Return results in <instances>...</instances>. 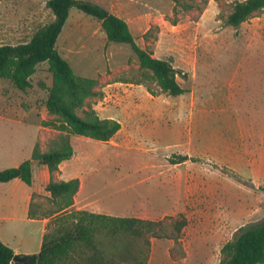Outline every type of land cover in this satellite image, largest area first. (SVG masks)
<instances>
[{
    "label": "rangeland",
    "instance_id": "obj_1",
    "mask_svg": "<svg viewBox=\"0 0 264 264\" xmlns=\"http://www.w3.org/2000/svg\"><path fill=\"white\" fill-rule=\"evenodd\" d=\"M47 1L0 0V44L29 40L51 21ZM86 1L110 11L133 3L144 15L131 29L137 43L171 59L186 91L161 89L130 44L109 41L97 17L73 7L57 48L77 74L97 79L87 102L121 129L109 141L72 134L74 153L61 163L60 178L81 180L77 199L90 210L161 220L148 264H219L239 229L264 220V11L234 27L223 15L238 0L177 12L172 0ZM148 6L160 11L147 16ZM52 84L48 61L37 65L26 91L0 77V169L28 157L37 136L46 149L59 133L43 122L54 116L45 105ZM46 193L40 200L48 206ZM7 194L0 192V202ZM15 202L20 213L23 198ZM0 221L6 232L35 231L20 220ZM31 237V244L39 238Z\"/></svg>",
    "mask_w": 264,
    "mask_h": 264
},
{
    "label": "trees",
    "instance_id": "obj_2",
    "mask_svg": "<svg viewBox=\"0 0 264 264\" xmlns=\"http://www.w3.org/2000/svg\"><path fill=\"white\" fill-rule=\"evenodd\" d=\"M174 11L201 9L209 0H172ZM47 6L54 18L40 26L29 40L16 44H0V77L8 78L15 87L26 91L32 87V75L37 65L48 61L53 73V84L48 87L45 105L51 119L44 120L59 133L50 138L47 148L42 149L37 140L31 158L17 166L0 169V182L21 178L33 183V161L46 165L51 180L46 189L48 206L34 192L28 215L33 219L48 218L41 250L37 253H16L0 239V264H148L152 250V238L163 228L161 220L140 217L117 216L77 209L75 197L81 180L56 178L63 161L72 157L74 148L72 134L109 141L121 129V122L111 117H101L89 106L87 99L97 94L96 78L77 74L70 62L57 48V40L69 18L70 11L77 7L97 17L109 41L128 43L136 53L140 67L147 78H152L164 91L180 95L186 90L177 79L182 70L176 68L171 59L153 55L141 47L128 22L86 0H48ZM264 11V0H238L230 12L223 15L226 24L240 26L253 15ZM150 30V29H149ZM148 30V31H149ZM148 31L145 35L148 34ZM82 112V115L79 112ZM182 162L187 156H182ZM264 190V185L260 186ZM185 221L177 222L181 229ZM20 259L15 260V257ZM264 263V220L242 227L234 238L222 248L219 264Z\"/></svg>",
    "mask_w": 264,
    "mask_h": 264
},
{
    "label": "crops",
    "instance_id": "obj_3",
    "mask_svg": "<svg viewBox=\"0 0 264 264\" xmlns=\"http://www.w3.org/2000/svg\"><path fill=\"white\" fill-rule=\"evenodd\" d=\"M148 7H149L148 8L149 12L145 13L147 16H151L155 11H160L159 9H156L154 7H150V6ZM111 12L124 18L128 22L131 29L132 27H134L133 25H135V22L138 23L136 24L138 27V25L141 24L142 18L144 17L143 14H138L137 10H135L133 3H119V2L115 3L113 8H111ZM147 22L148 24L146 25V28L143 29L142 33H146L151 26L149 19L147 20ZM38 139L39 138L37 136L35 143L37 142ZM34 145L32 146L30 155L28 157L25 156L23 160H18L17 158L15 160L16 164L14 166L19 165L25 159L31 158ZM32 167H33L32 185L25 183L21 178H18V177L12 180L6 181V182H0V192L2 191L4 193H8L6 196L7 198H9L7 202H4V201L0 202V220H3V221L20 220V221H23L24 223L26 222L27 224H31V226L35 230L33 231L31 229L28 233H24V232L13 233V232H6V230L3 229V226H0V239L6 244H8L9 246H11L15 250V252L18 254L37 253L41 250L43 235H44V232L46 231V227L49 221L48 218L33 219V218H30L28 215L32 194L34 192H38L41 194H44V192H47L46 187L51 180V173L46 165L40 164L38 161L34 160L32 163ZM61 168H62V164L60 165V171L58 173L59 178H60ZM9 192L11 193L10 194L11 196L9 195ZM19 196L23 198V202H24V205L21 208L20 213L18 212V206L15 205L16 204L15 201L18 199ZM6 205H7V208L9 209L8 214H1V209L2 210L5 209ZM75 205L77 209L90 210L89 208H87L86 204H80V202L77 199V195L75 197ZM90 211H94V210H90ZM34 233H36L39 238L38 240L33 241V243L31 244L32 242L31 236Z\"/></svg>",
    "mask_w": 264,
    "mask_h": 264
},
{
    "label": "water",
    "instance_id": "obj_4",
    "mask_svg": "<svg viewBox=\"0 0 264 264\" xmlns=\"http://www.w3.org/2000/svg\"><path fill=\"white\" fill-rule=\"evenodd\" d=\"M18 259H20V258L16 256V257H15V260H18Z\"/></svg>",
    "mask_w": 264,
    "mask_h": 264
}]
</instances>
